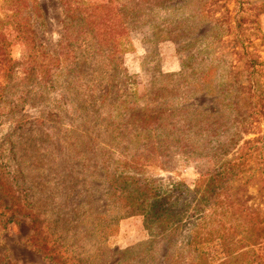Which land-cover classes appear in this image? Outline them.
<instances>
[{"label":"rangeland","instance_id":"374dc122","mask_svg":"<svg viewBox=\"0 0 264 264\" xmlns=\"http://www.w3.org/2000/svg\"><path fill=\"white\" fill-rule=\"evenodd\" d=\"M7 1L0 0L3 23L0 34L6 35L10 42L11 58L20 62L29 55L32 42L22 41L16 21L8 17L18 9H11L15 4ZM26 1L28 7L17 18L34 30L30 39L45 49L46 56L33 61L25 71L16 67V73L8 78L3 74L6 66L0 63V264H51L37 250L38 246L47 245L42 240L47 239L54 246L62 229L78 226L81 214L74 216L73 209L84 203V208L96 209L93 214L103 213L106 205L103 195L107 192L101 187L106 182L100 181L99 176L106 168L109 173L124 168L120 160L131 159L124 156L134 153V147L140 151L151 145L157 147L156 153L143 154L146 157L138 164L140 175L165 183L184 180L183 197L193 201L196 182L211 175L223 159L180 151L165 158L159 143L163 140L174 143L163 132L176 121L165 112H177L192 104L198 111L220 114L222 106L216 94L209 97L198 94L185 102L186 93L180 88L182 70L185 66L196 77L211 67V76L217 84L237 77L240 83L246 79L242 69L237 73L231 71L230 65L235 60L231 49L210 50L204 40L193 41L206 37L212 24H198L194 38L185 44L169 38L170 27L166 28L163 21H174L178 16L188 18L186 3H180L182 8L176 14L166 10L153 13L147 23L130 29L123 66L116 69L119 75L115 76L106 57L85 61L80 50L72 52L68 61L54 63L53 55L57 51L64 53L58 49L63 31L62 6L59 0ZM261 25L264 31V15ZM254 49L264 61L260 42L252 44ZM41 64L45 66L43 79L37 71ZM114 79L118 84L115 85ZM122 101L126 104H120ZM139 114L149 121L148 125L138 120ZM159 121H163L164 130L156 128ZM134 122L139 123L138 133L132 128ZM255 127V134L244 140L263 135L264 121ZM154 154L157 159L152 160ZM230 157L232 154L227 158ZM261 186H246V193L254 196L250 205L259 215L264 214V207H259ZM12 215L17 222L4 226ZM33 219L38 222L39 239H35L38 234ZM114 221L113 235L106 241L112 251L123 252L147 242L153 235L150 220L143 216H122ZM114 260L118 261V257Z\"/></svg>","mask_w":264,"mask_h":264},{"label":"trees","instance_id":"16d2710c","mask_svg":"<svg viewBox=\"0 0 264 264\" xmlns=\"http://www.w3.org/2000/svg\"><path fill=\"white\" fill-rule=\"evenodd\" d=\"M7 2L15 4L11 9H18L8 17L16 21L14 24L22 41L32 42V46L29 55L16 62L11 58L10 42L6 35L0 34V63L6 66L3 69L5 78L15 74L16 67L25 71L33 61L46 56L45 49L30 39L34 30L17 18L28 7L27 1ZM59 2L64 20L58 49L64 53L61 55L57 51L52 57L54 63L68 61L72 52L76 54L80 50L85 61L91 57H106L118 76L116 69L123 66L130 29L136 24L147 23L153 13L166 10L174 14L182 8L180 3L183 2L188 4V18L178 16L174 21H163L166 28L170 27L167 31L169 38L185 44L194 38V28L198 24H212L206 37L193 41L204 40L210 50L213 47L217 51L231 49V55L235 57L230 65L231 71L237 73L242 69L246 79L240 83L237 77L217 84L211 76V67L196 77L186 71L185 66L182 70L180 88L186 93L185 102L198 94L203 97L216 94L222 106L220 114L198 111L192 104L177 112H165L176 120L171 127L168 126L166 133L163 132L165 138L174 143L164 140L159 143L158 148L163 149L165 158L180 151L205 153L223 159L211 175L196 182L193 201L183 197L184 180L165 183L140 175L142 170L138 169V164L146 157L143 154L156 153L157 147L151 145L141 151L134 147V153L124 156L131 159L120 160L124 168L111 173L106 168L99 176L100 181L106 182L101 187L107 192L103 195L106 198L103 213L93 214L96 209L84 208L85 203L74 208V216L81 214L80 224L62 229L61 240L56 239L54 246L43 239L47 245L38 246V252L51 264H264V214L259 215L250 205L254 196L246 193L247 185H262L258 190L260 194L262 192L259 207H264V133L244 140L247 135L255 134V126L264 121V61L257 50H252L255 42L264 47L261 25L264 0ZM229 5L233 6L232 9ZM44 68L42 64L37 68L42 79ZM114 82L118 84L116 79ZM246 102L248 105L244 107L242 104ZM120 104H126V101ZM134 117L136 115L132 119ZM137 118L143 125H148L149 121L141 114ZM162 124L163 121L157 122L156 128L163 129ZM132 128L138 133L139 123L134 122ZM123 151L127 152V149ZM124 152L120 151V154ZM231 154L232 157L227 158ZM155 159L154 154L152 160ZM122 216H143L150 220L151 239L123 252L112 251L106 241L113 235L114 220ZM15 222L16 216L12 215L3 224L7 226ZM32 222L37 235L40 233L38 222L35 219ZM40 237L38 234L35 239ZM115 257L118 261L114 260Z\"/></svg>","mask_w":264,"mask_h":264}]
</instances>
